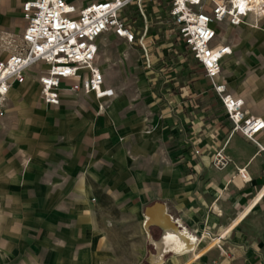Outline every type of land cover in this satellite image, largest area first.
Segmentation results:
<instances>
[{"label":"crops","instance_id":"1","mask_svg":"<svg viewBox=\"0 0 264 264\" xmlns=\"http://www.w3.org/2000/svg\"><path fill=\"white\" fill-rule=\"evenodd\" d=\"M89 1L93 0L81 4L78 1L76 4L82 6ZM141 24L144 22L141 21ZM146 24L148 27L147 18ZM169 25L172 27L170 22ZM170 31L164 30L163 35L165 39H173L176 43L174 46L167 42L152 48L150 42L155 37H146L150 68L145 66L142 51L136 44H128L112 33H106L98 40L96 62L103 73L104 85L114 91L106 108L99 110L92 94H77L65 89L60 92L59 104L66 92L83 105L82 109L93 101L90 110L85 108L84 115L85 122L87 120L91 124H83L82 117L81 121L78 119L81 123L76 126L77 132L86 133L84 142L60 144V148L64 149L60 156L64 159L61 161L63 164L80 166L77 170L85 171V174L91 171L92 185L74 194L80 197L75 207L83 212L88 195L96 196L97 201L92 204L96 210L105 206L102 205L101 196L112 198L114 203L115 198H118L116 203L119 211L140 220L139 229L144 235L139 236L132 246L131 240H127L128 250L122 252L121 256L106 241L108 252L100 259L103 261L100 264H159L150 260L151 254L157 253L152 241L159 240L162 234L159 223L154 221L166 212L178 228L186 229L195 237L209 230L213 232L214 238L228 241L232 247L231 254L244 255L248 252L256 255L258 261H264V150L241 133L231 132V122L209 78L177 38L175 30ZM106 38L122 40L131 48L121 61L128 76L125 82L118 83L110 79L107 64L100 62V48L108 47ZM137 51L141 62L132 68ZM185 51L197 63V71L190 70L183 61L182 53ZM229 55L222 59L221 71ZM42 69H45L42 64L32 67L26 72L24 82L15 84L9 90L8 107L16 96V89L27 82L28 75L34 72L38 76ZM215 81L223 84L229 92L228 81L222 72ZM232 95L244 100V108L249 114L264 120V102L246 95ZM125 100L143 101V109L137 112L128 108L120 109V102ZM37 101L44 106H56L40 100L39 84ZM108 116L113 118L115 126L108 125ZM102 132L104 135H100ZM119 138L124 141L120 143ZM256 139L264 146V129ZM219 148H223L231 160L221 170L211 165L212 155ZM31 151L27 149L28 153ZM100 166H105L103 169L107 176L104 180L99 176L102 170ZM115 166H118L122 178H110L116 171ZM126 166H129L128 172L125 171ZM238 168H245L247 180L240 178ZM83 178L78 179L80 183H83ZM253 200L246 214L235 222L229 232L220 236ZM158 208L163 210L160 212ZM93 212L91 210L90 214L83 217V222L88 221L92 229H98ZM147 217L151 221L146 226ZM33 227V224L20 226V231H12L11 235L19 241L26 238L28 242L34 236ZM131 249L133 252H130ZM179 255L186 254L166 251L162 254L160 264H170L173 257ZM66 264H83V260L76 253L70 254L66 256ZM90 264H99L97 255L95 258L92 254Z\"/></svg>","mask_w":264,"mask_h":264},{"label":"rangeland","instance_id":"2","mask_svg":"<svg viewBox=\"0 0 264 264\" xmlns=\"http://www.w3.org/2000/svg\"><path fill=\"white\" fill-rule=\"evenodd\" d=\"M73 1L81 4L87 0ZM20 8L21 0H0V59L8 54V39L17 38L22 32L24 20ZM143 11L148 22L147 37H155L150 42L152 48L167 42L174 46V40L165 39L163 35L164 30L169 32L173 29L169 25L166 5L160 0H149L144 4ZM123 16L136 29L143 27V19L134 5H129ZM216 28V41L231 48L221 71L228 81L229 93L264 102V16L251 14L238 25L224 20L217 23ZM105 41L108 47L100 48V62L107 64L110 79L121 83L128 77L121 61L131 48L115 38H106ZM139 54L137 51L132 68L141 62ZM182 56L190 70L199 69L189 53L185 51ZM36 77L34 72L28 75L27 82L16 89V96L0 119V264H66V256L75 253L82 257L83 264H90L92 254L95 258L97 255L100 264L103 263L100 259L108 252L106 241L121 256L128 250L127 240H131L132 246L139 236L144 235L139 229L140 220L119 211L118 198L114 203L112 198L101 196L105 206L96 210L92 205L97 201L96 196L88 195L85 209L78 211L75 206L80 197L74 194L92 185L91 171L85 174V171L77 170L80 166L65 165L60 157L64 150L60 144L84 142L86 133L77 132L76 126L81 123L82 117L83 124H91L87 120L85 122L84 115L85 108L90 110L93 101L82 109L83 105L66 92L59 105H41L37 101ZM70 84L71 81H63L61 85ZM143 105V101L125 100L120 102L119 108L137 112L143 109ZM106 119L109 126H115L112 117ZM119 141L124 140L119 138ZM27 149L32 151L28 153ZM99 168H102L99 176L104 180L107 176L103 169L105 166ZM114 168L116 171L110 178H122L118 166ZM126 170L128 172L129 166ZM80 178H83V183L78 180ZM91 210L94 211L98 229H92L88 221L83 222ZM27 224L34 225V236L28 242L26 238L19 241L11 235L12 231L17 232L18 227ZM212 233L204 230L196 236L201 238L196 250L215 237ZM215 244L191 264H264L252 253L231 254L232 247L224 238ZM190 256L191 253L174 256L170 264H183Z\"/></svg>","mask_w":264,"mask_h":264},{"label":"built area","instance_id":"3","mask_svg":"<svg viewBox=\"0 0 264 264\" xmlns=\"http://www.w3.org/2000/svg\"><path fill=\"white\" fill-rule=\"evenodd\" d=\"M149 0H93L78 6L73 0H24L21 4L25 22L21 34L7 41L8 54L0 59V117L8 108V93L15 84H22L32 67L42 64L39 71V98L47 105H58L60 92L69 90L77 94H92L99 110L114 95L104 85L103 73L96 60L98 40L106 33L136 44L142 51L144 64L150 68L148 56L147 24L144 4ZM166 5L172 28L192 58L201 66L204 75L218 93L231 132H239L264 150L256 136L264 129V120L251 115L244 108V100L225 90L215 81L221 72V61L231 54L226 44L216 42V24L228 20L232 25L243 23L255 12L247 3L235 5L232 0H160ZM134 5L143 27L136 30L123 16V11ZM260 10V9H258ZM70 80L69 86L62 82ZM223 148L217 149L211 165L221 170L230 163ZM242 180H247L245 168H238Z\"/></svg>","mask_w":264,"mask_h":264},{"label":"bare ground","instance_id":"4","mask_svg":"<svg viewBox=\"0 0 264 264\" xmlns=\"http://www.w3.org/2000/svg\"><path fill=\"white\" fill-rule=\"evenodd\" d=\"M217 1L221 2V0H217ZM232 2L235 5H243L247 3L252 9H254L255 12L258 11L264 12V0H232ZM254 201L255 200H253L252 203H250V205L247 206V208L239 214V216L235 219V221H233L231 225H229L221 232L220 236H223L230 231L231 227L234 226L235 222L241 219L242 216L245 215L246 212L251 208ZM158 209L160 210V208ZM162 210H160V212ZM150 221L151 218L147 217L145 221V225L147 226L148 223H150ZM154 222H157L163 226V235L161 236V238L159 240L152 241L156 247L157 253H153L150 256V260L152 262H156L159 264L162 259V254L166 251H171L178 254L191 253V256L183 263V264H191L202 254H204L207 250L211 249L215 243L217 244L219 240L218 237L212 238L206 245L196 250V246L200 242L201 238L195 237L193 234H191L189 231H187L184 228H178L175 224H171L173 222L172 219L166 216L163 217L162 215H159L157 220H155Z\"/></svg>","mask_w":264,"mask_h":264},{"label":"water","instance_id":"5","mask_svg":"<svg viewBox=\"0 0 264 264\" xmlns=\"http://www.w3.org/2000/svg\"><path fill=\"white\" fill-rule=\"evenodd\" d=\"M162 216H163V217L166 216V217L170 218V216L167 215L166 213H163ZM170 219H171V218H170ZM171 224H176V226H177V223H175V222H172ZM159 226H160V229L162 230V231H161V232H162L161 236H162V235H163V226H162L161 224H159Z\"/></svg>","mask_w":264,"mask_h":264}]
</instances>
